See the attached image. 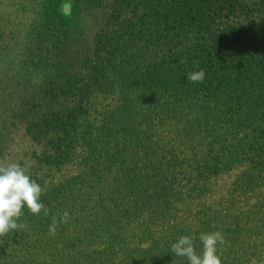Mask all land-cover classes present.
I'll use <instances>...</instances> for the list:
<instances>
[{"label":"trees","instance_id":"obj_1","mask_svg":"<svg viewBox=\"0 0 264 264\" xmlns=\"http://www.w3.org/2000/svg\"><path fill=\"white\" fill-rule=\"evenodd\" d=\"M198 68L205 79L193 83L188 73ZM44 94L55 108L31 120L26 133L44 148L43 166L68 174L58 185L31 176L44 189L45 208L36 215L25 208L18 223L26 227L0 236L1 264H73L68 246L105 250L118 235L149 234L173 192L213 189L215 172L233 162L224 150L175 189L161 172H151L143 187L118 182L122 175L110 163L124 155L123 143L151 146L140 122L147 102L154 108L164 99L173 115L193 112L191 120L248 122L252 144L264 149V0H110L78 69ZM64 212L70 218L60 223Z\"/></svg>","mask_w":264,"mask_h":264},{"label":"rangeland","instance_id":"obj_2","mask_svg":"<svg viewBox=\"0 0 264 264\" xmlns=\"http://www.w3.org/2000/svg\"><path fill=\"white\" fill-rule=\"evenodd\" d=\"M108 1L71 0L72 12L64 15L63 0H0V164L19 163L30 176L52 185L68 174L39 162L44 148L32 141L26 127L55 108L44 90L54 89L78 69L103 24ZM161 102L154 108L147 102L140 111L151 146L129 138L122 146L124 155L110 163L120 171L121 185L143 187L151 172L169 176L173 189L177 183L187 185L189 172L200 174L223 150L232 164L215 172L214 187L204 195L173 192L169 204L156 213L158 224L149 234L118 235L113 239L118 244L105 250L68 246L65 258H74L73 264H188L186 257L172 252V243L192 235L200 252L199 234L220 231L225 241L218 246L222 264H264V149L252 144L250 125L191 120L193 112L185 108L173 115L167 110L172 104ZM225 127L228 137L222 134ZM173 171L179 173L178 182ZM26 248L18 249L19 258Z\"/></svg>","mask_w":264,"mask_h":264},{"label":"clouds","instance_id":"obj_3","mask_svg":"<svg viewBox=\"0 0 264 264\" xmlns=\"http://www.w3.org/2000/svg\"><path fill=\"white\" fill-rule=\"evenodd\" d=\"M60 11L64 15L72 12L71 0H63ZM205 79V70L198 68L188 73V80L193 83L202 82ZM44 189L19 163L0 164V236L10 231L23 229L26 225L19 222L24 216L26 208L33 215L39 214L45 208L41 201ZM70 218L68 212L60 216V223H66ZM57 219L53 217L49 225V233L55 235ZM195 237L181 235L171 245L172 252L178 257H186L188 264H222L218 246L225 241L220 231L202 232L199 240L202 245L200 252L194 246Z\"/></svg>","mask_w":264,"mask_h":264}]
</instances>
